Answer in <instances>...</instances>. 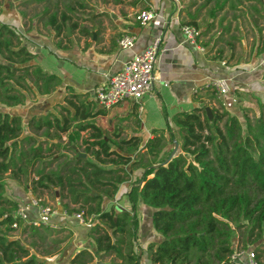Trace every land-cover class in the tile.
<instances>
[{"label": "trees", "instance_id": "trees-1", "mask_svg": "<svg viewBox=\"0 0 264 264\" xmlns=\"http://www.w3.org/2000/svg\"><path fill=\"white\" fill-rule=\"evenodd\" d=\"M35 1L43 4L41 18H46L55 38H68L66 28L73 33L78 26L73 5L66 3L60 10L50 0ZM197 1L208 8V16L227 5L235 10L246 3L260 32L257 54L264 53V28L256 18H264L258 8L264 0L190 4ZM185 24L198 29L194 18L181 22ZM88 31L81 28L82 33ZM57 45L61 48V41ZM35 58L16 29L0 20V264H46L43 258L61 253L63 241L71 235L64 226L21 225L13 218L18 202L7 194L8 179L26 191L30 180L38 198L45 191H56L66 213L82 211L85 219H91L88 236L95 251L77 250L68 264H90L96 258H111L106 264H141V254L135 251L139 201L153 209L152 227L162 235L160 242L147 246L151 264H231L230 256L237 250L234 233L241 244L238 249L263 240L264 103L260 99L258 115L249 116L243 109V123L221 104L210 107L209 119L205 103L171 117L175 129L168 127L169 140L157 131L143 142L138 134L123 137L125 130L118 131L116 125L102 129L95 120L105 113L96 108L89 93L66 86L62 103H55L53 111L27 120L26 134L21 116L11 109L52 94L62 83ZM205 89L208 99L214 100L216 90ZM168 141L178 144L173 155V149L164 152ZM79 153L85 157H78ZM127 167L142 169L127 193L131 209L104 210V198L113 199L119 185L131 180ZM14 221L19 228L12 226ZM64 231L62 238L53 236ZM260 245L254 251L262 264L264 240Z\"/></svg>", "mask_w": 264, "mask_h": 264}, {"label": "crops", "instance_id": "crops-1", "mask_svg": "<svg viewBox=\"0 0 264 264\" xmlns=\"http://www.w3.org/2000/svg\"><path fill=\"white\" fill-rule=\"evenodd\" d=\"M107 6H111L110 9L103 10L96 6L95 14L87 18L88 33H82L83 27L77 26L73 33L70 32L72 39L55 38L54 30L44 24L41 16L33 17L31 19L33 23L24 26L17 11L18 16L14 22H5L13 26L21 35L24 45L36 55L35 61L45 71L60 76L62 83L54 91L55 93L61 91L63 95L65 87L71 86L78 93H89L93 100L94 87L105 83L110 76L120 71L131 57L142 53L154 37L160 36L161 43L154 69L157 80L152 92L138 101L124 100L109 108H101L94 101L96 108L102 109L105 113L102 118L113 116L112 108L124 105V113L116 115L113 120L120 119L119 121L126 124V131L129 130L130 135L138 134L144 138V141L152 138L157 131H162L167 136L168 127L173 131L175 126L171 117L175 113L189 111L207 102V106L212 105L207 99L205 88L216 78H228L229 84L233 85H230L228 93L219 98V103L228 112L239 116L241 107H254L250 98L252 95L258 96L254 89L255 79L249 75L251 73L245 74L247 72L239 71L238 66L224 65L211 60L207 51L197 44L196 39L191 42L185 38L181 31V22L184 19L180 14L179 9L182 4L179 0H111ZM143 9H151L156 14L155 18L144 27L135 20V15ZM103 11H108L109 14H102ZM124 34L135 35L136 41L132 48L121 50L117 40ZM74 35L76 39H73ZM59 41H61V48L57 45ZM262 58L264 59V53ZM165 82H167L166 86ZM36 100L37 98H32L25 104L12 108L22 107V111L26 110V115L14 112L21 116L23 127L26 125L24 122L37 114L36 109L41 100ZM132 110L134 116L131 115ZM130 118H135L137 123L132 124ZM114 125L111 124V126ZM131 180L119 185L113 199L103 201L104 210L112 207L115 210L131 209L127 197ZM6 182L8 183L7 194L16 202H27L33 198L31 193L24 191L13 180L8 179ZM152 211L151 207L139 201L136 209L138 228L135 251L141 254V264H151L147 255L148 244L162 240V235L152 227ZM63 212L51 217V226L60 225L68 228L74 238L71 240L72 244L61 253L43 258L46 264L62 262H64L62 264H68L72 254L83 248L95 251V243L88 236L89 228L79 224L74 218L66 217ZM110 261L111 258L103 260L96 258L90 264L99 262L106 264Z\"/></svg>", "mask_w": 264, "mask_h": 264}, {"label": "rangeland", "instance_id": "rangeland-1", "mask_svg": "<svg viewBox=\"0 0 264 264\" xmlns=\"http://www.w3.org/2000/svg\"><path fill=\"white\" fill-rule=\"evenodd\" d=\"M179 1L180 4H182V7L179 10H180V14H182V18L184 19V21L189 20L190 18H194V20L196 21L198 25V29L193 25L194 28L197 30L195 34V39L197 40V44L203 47L204 50L207 51L208 56L210 58H212L213 56L218 57L216 60L213 61L224 63V65L238 66L239 71L247 72L245 74L251 73L249 75L251 76V78L255 79L256 83L254 84L255 85L254 89L258 97H254L252 95V98H250L251 102H253L254 104V107H241L239 118L243 123L244 119L242 116L243 115L242 111L244 108L248 109L246 110V113L249 116H253L255 114L258 115L259 109L257 103L260 101L259 99H261V101L264 103V59L262 58V54L259 55L257 54V45H258L260 32L256 24L254 23V20L252 19L251 15L249 14L248 5L246 3H244L243 6L237 5L238 8H236L235 10H230L227 5L224 11H220L217 14L211 13L208 16L207 15L208 8L207 7L201 8V4H200L201 1H197L195 5L190 4L194 0H179ZM28 2L29 0H0V20L3 22L8 21L9 23H12L14 22V19L18 16V14L16 13L18 11L20 16L21 14H25V16L23 17L21 16L22 23L24 26H27L28 23H33L31 20L33 17H39L42 15L43 4L35 0L30 1L29 3ZM52 2L54 4H58V8L60 10L64 9V4L65 6H67L66 3L69 5H73L76 9L72 13V15L76 18V22L78 26L85 27L86 29L89 28L87 18L95 14L94 12L96 6L98 8H102L103 10L110 9L109 7H111V6L106 7V5H109L111 0H50L49 4L50 5L53 4ZM78 3H81L83 7L79 8L77 6ZM258 8L260 13L264 14V4L263 6L259 5ZM251 12H253L252 9ZM102 14L107 15L109 14V12L103 11ZM222 18L224 19L221 20ZM256 18L258 19V24L264 28V18L258 16H256ZM43 20H44L43 21L44 24L47 25V23H45L46 20L45 17L43 18ZM227 26H229L228 31H224L225 28H227ZM68 36L70 39H72V34ZM74 37L73 39H76V35H74ZM64 40L65 39H63V41ZM230 85L231 84H229V88L233 86ZM38 100H41V102L39 104V107L36 109L37 114L34 116L44 115L48 111H53L54 110L53 105L55 103L57 102L62 103V92L61 91H58L57 93L53 92L49 96L37 98L36 101ZM126 100L131 101L132 99H126ZM209 102L212 103V105L207 106L209 108L211 106H216V107L221 106L219 103V98L215 97L214 100L212 99ZM123 107L124 105L115 106L111 110L113 116H109V118H102V117L97 118L95 120L96 124L99 125L104 130H107V128L110 127L111 124L117 125L116 129L118 131L121 130V128H123L124 126L123 129L126 131V124L124 122L119 121L120 119L118 121L113 120V118L116 115H120L124 113ZM222 107L225 109L224 106ZM20 108L11 109V111L20 112L26 115V110L22 111V107ZM136 113H137V109H136ZM131 115L134 116L133 110L131 111ZM130 120H132V124L137 123V120L135 118L134 119L130 118ZM24 124H27V122H24ZM23 129H24V133L26 134L29 133V130L27 129L26 125H24ZM128 132L130 131L128 130ZM128 132L126 131V133L130 135ZM126 133L122 134V136L124 137ZM72 134H70V136ZM84 134L85 133H83L82 136H84ZM66 137H64V140H66ZM167 138L169 140V135H167ZM173 145L174 144L172 142L168 141V144L166 145L164 152H168L169 150L173 149L174 147ZM127 168L129 170V167ZM141 172L142 169L133 170V171L129 170V173H131V179H132L131 182L139 178ZM31 178L32 175L30 179ZM7 187H8V183L6 182V189ZM31 187H32L31 181L28 180L27 192L31 193L33 197L38 198L36 194L31 191ZM21 188L24 191H26L24 187ZM39 196H40L39 198H41L43 202L52 206L55 210H58V212L64 211L60 207V204L58 202V195L56 191L53 190L49 192L45 191ZM104 200H106V198H104ZM72 214L67 213L66 217L69 216L73 218ZM15 234L18 235L19 231H17ZM66 234L67 232L64 231L60 234H56L53 236L62 238ZM237 237L238 234L234 233L233 243L236 249L241 248L239 247L241 245L238 240L239 237L238 238ZM72 238L74 237L71 232V235L68 236L62 243L63 250L66 249L68 245L72 244L71 242ZM263 240L261 239L252 244H248L247 245L248 247L245 248L244 250L247 249L255 250V248L257 247H262V245L260 244ZM260 261L262 262V264H264V254H261Z\"/></svg>", "mask_w": 264, "mask_h": 264}, {"label": "built area", "instance_id": "built-area-1", "mask_svg": "<svg viewBox=\"0 0 264 264\" xmlns=\"http://www.w3.org/2000/svg\"><path fill=\"white\" fill-rule=\"evenodd\" d=\"M156 14L151 9L140 10L135 15V20L140 26H146ZM181 31L185 38L191 42L195 41L196 29L192 25H182ZM136 36L133 34H124L117 40L121 50L130 49L134 46ZM161 37L156 36L150 44L140 54L131 57L120 71L108 78L105 83L99 84L93 88V98L96 104L101 108H109L126 99L135 101L154 89L157 80L154 69L160 48ZM167 85V82L164 83ZM206 87H212L216 90V97L229 92V79L225 77L216 78L210 81ZM142 109V106H140ZM59 212L52 206L43 202L41 198L33 197L27 202L18 203L16 210L12 213L13 218L19 219L21 225L38 226L41 223L50 224L51 217ZM64 215L67 213L64 211ZM75 221L86 227L92 225L91 219H85L84 213L74 212ZM14 228H19L17 221L12 224ZM231 264H261L254 250L237 249L230 256Z\"/></svg>", "mask_w": 264, "mask_h": 264}, {"label": "water", "instance_id": "water-1", "mask_svg": "<svg viewBox=\"0 0 264 264\" xmlns=\"http://www.w3.org/2000/svg\"><path fill=\"white\" fill-rule=\"evenodd\" d=\"M67 33H68V35H70V30H69L68 27H67ZM205 110L207 112L208 118L211 119L212 118V112H211L210 108L209 107H206ZM177 148H178V144L175 142L174 143L173 150H172V155L177 150ZM78 157H85V154L79 153ZM93 194L95 195L96 193L93 192ZM98 264H101V263L99 262Z\"/></svg>", "mask_w": 264, "mask_h": 264}]
</instances>
